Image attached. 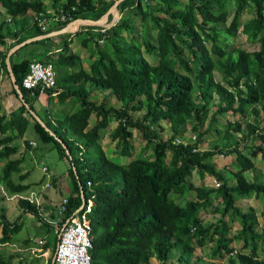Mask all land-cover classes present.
I'll return each mask as SVG.
<instances>
[{"label":"trees","instance_id":"trees-1","mask_svg":"<svg viewBox=\"0 0 264 264\" xmlns=\"http://www.w3.org/2000/svg\"><path fill=\"white\" fill-rule=\"evenodd\" d=\"M58 2L52 0L56 10ZM232 3L235 13L231 25L226 27ZM113 5L114 2L105 0H66L61 10L72 19L97 21ZM0 7L5 10L3 13L0 9V163H5L0 180L12 195H21L30 189L29 185L16 184L12 178L21 173L23 162L16 157L20 145L14 143L24 138L33 121L41 141L52 144L62 159H67V151L70 152L73 165L68 174L74 185L70 211L82 203L81 188L86 189V182L90 180L93 183L97 196L91 214L92 264H200L202 259L195 253L209 243H215L212 257H228V264H264V231L257 230V212L254 208L243 211L237 206L238 199L253 194L264 204V177L248 156L255 149L260 150L264 162V127L258 121L262 116L264 120V0H125L119 9L126 14L105 34L91 32L100 30L98 27L85 28L91 33V37L82 41L85 47L94 40L98 46L100 40L105 43L115 38L114 51L108 55L101 52L99 58L95 55L89 70L83 67L76 70L80 58L70 52L67 35L61 36L63 45L57 48L58 53L53 51L51 38L20 48L10 57L16 82L30 109L54 135L21 103L7 65L13 47L50 33L51 29L42 31L36 20V16L47 15L44 3L41 0H0ZM248 11H253L255 16L243 23L242 17ZM88 14L93 18H87ZM4 15L11 21L4 19ZM137 17L141 18L143 26L141 42L133 31ZM67 23H60L58 29ZM151 25L156 37L151 33ZM28 28H33L32 33H28ZM125 32L133 36L130 45L125 41ZM240 33L245 34L250 43L258 44V49L254 52L229 49L233 46L229 43L231 38ZM9 39L15 43L9 44ZM16 57L21 59L17 61ZM32 61L54 66V86L43 91L41 87L33 91L23 87ZM215 71L222 74V82L216 80ZM5 77L12 86V94L20 101L10 114L1 113V85ZM98 90H102L99 96L108 92L115 97L120 107L108 105L107 101L96 102L92 95ZM214 94L219 104L215 105L209 128L203 131ZM43 95L49 104L58 99L59 103L79 108L60 120L43 105L45 118H42L35 104H40ZM249 107L255 122L258 121L256 124L246 121L245 132L240 121L228 122L223 126L224 139L216 142L213 150L195 151L202 138L210 133V125L218 121L217 116L242 117ZM135 112H142V119H135L132 115ZM92 117L95 123L90 128ZM112 119L117 121V126L111 138L117 146L121 145L122 156H133V130H141L146 140L145 149L151 147L152 155L142 153L126 165L110 159L100 142ZM164 122L169 123L173 132L166 141L162 136ZM187 130L198 133L196 145L174 144ZM233 132L244 133V140L252 141L253 145L246 142L242 151L235 145ZM257 140L261 145L255 147ZM25 142L29 146L28 141ZM169 151L173 152L170 159ZM217 152L234 155L237 159L239 168L231 172V178L235 179L233 185H230V177L218 171L213 162ZM195 172L201 178L206 174L215 177L221 182L220 187L194 186L190 178ZM247 172L255 173L252 181L246 177ZM21 179L23 182L26 176ZM189 190L197 193V199L179 203L172 198ZM218 197L221 205L215 210L220 213L219 217L216 223H205L201 211L213 206L212 198ZM19 204L25 213L42 220L38 205L24 199H19ZM261 215L264 218V208ZM235 221H239L241 229L231 236L230 223ZM21 228V224L11 223L3 213L0 245L12 243ZM56 240L57 236L54 243ZM234 242L241 243L246 253H238ZM29 243L30 240L26 241ZM48 248L49 242L45 245V249ZM13 260L14 255L0 253V264H12Z\"/></svg>","mask_w":264,"mask_h":264},{"label":"rangeland","instance_id":"rangeland-1","mask_svg":"<svg viewBox=\"0 0 264 264\" xmlns=\"http://www.w3.org/2000/svg\"><path fill=\"white\" fill-rule=\"evenodd\" d=\"M31 1V0H29ZM44 3V8L48 7V5H52V0H41ZM108 1H114V0H108ZM120 2V0H118ZM66 3V0H59L57 4L58 10L62 7L63 4ZM231 15L227 21L226 27L231 25V22L233 20V16L235 13V6L232 3L231 4ZM47 10V9H46ZM57 14L56 9H48ZM114 14H117L116 11L112 10ZM126 14V12H125ZM124 14V15H125ZM164 16V15H162ZM255 14L253 11H248L243 17L242 22L245 23L249 20H251ZM4 19H7V15L2 16ZM87 18L92 19L93 15L88 14L86 16ZM117 18H119V15L117 14ZM122 18V17H121ZM20 19V18H19ZM134 29L133 31L138 36L139 41H142V34L141 31L143 30V26L141 23V18L137 17L134 19ZM47 23L44 24L45 27H47ZM86 27V26H84ZM83 27V29H84ZM151 33L154 37H156V30L151 25ZM69 31L71 30L70 27H68ZM88 28V27H87ZM138 28V30H137ZM242 30V27L240 28ZM75 35V34H74ZM71 36V35H70ZM69 37V36H68ZM125 41L129 43L132 40L131 33L124 34ZM62 38V37H61ZM62 39H58L57 43H61ZM68 39V38H67ZM82 38H79L75 35L74 41L76 43L75 46H71V52L79 54H82V51L84 53L82 56L85 60H82L80 64L88 67L90 65L89 61H91V58L88 60V56L91 54V57L93 55H96V58H99L101 56V52L103 54L108 55L109 53H112L114 51L112 43H115V38L112 40H106L104 44H99L97 46V42L94 40L91 44H89V47H85L82 45ZM71 43V42H70ZM229 43H232V47L229 49H232L235 47L236 49H243L247 50L249 52H254L258 49V44H252L247 40V36L243 33H240L236 38H231ZM121 44H124L121 42ZM120 44V45H121ZM127 45V46H128ZM123 51H126L125 47L123 46ZM145 54L146 51H144ZM39 54V53H37ZM146 58H148L145 55ZM39 58H43V56H40ZM153 58H156L153 56ZM152 58V59H153ZM79 69V68H77ZM180 71L182 73H185L184 69L180 68ZM215 77L217 81L222 82V74L218 71H215ZM200 87V86H199ZM198 87V89H199ZM2 91L4 94H2L1 104L3 105V110L1 113L10 114L11 111L16 109L20 105V101L12 94V86L8 81V78L5 77L2 82ZM102 93V90L95 91L92 96L95 97L96 102L100 101H107L108 105L114 106L115 108L120 107V103L117 102L116 98L111 96L108 92L99 96ZM198 93V92H196ZM106 97V99L104 98ZM194 98L196 100H199L197 95H194ZM42 104H39L37 102L35 104L36 110L39 113V115L42 118H45V113L41 110L42 106L45 105L46 109L50 111L54 116L59 118L60 120H64L65 117L75 111L79 108L77 105L76 107L72 106L71 104H64L59 102H49L46 101V95H43V97L40 100ZM219 104L218 96L214 94V100L210 104V107L208 108V117L206 119L205 125L203 126L202 130L206 131L209 128V124L211 122V118L213 117V113L216 110L215 105ZM251 107L248 108L247 114L245 116H242L245 119H242V117L235 116V117H229V116H217L218 121L214 123L213 125H210V133L207 132V135L202 138L201 143L198 144L197 148L198 151H206V150H213L214 144L216 142L222 141L225 135V131L223 126L226 125L228 122H236L240 121L242 123V127L244 131L246 132V121L249 123H257L259 121L260 125L264 127V120L263 116L258 119V121L255 122V116L251 113ZM135 119H142L143 113L142 112H135L132 114ZM263 115V114H261ZM95 123L94 117H92L90 123ZM117 121L115 119L111 120L109 128L104 131L103 139L101 140V146L105 150L107 156L112 159L114 162L126 165L132 158H137L140 156V154L145 153V155L151 156L153 153V149L150 147L148 149H145L146 140L143 138V135L141 133V130H133L134 139H133V156L127 157L122 156L121 151V145L116 144L111 138V132L116 128ZM165 129L163 136L164 141L171 138L173 135V132L171 131L170 125L167 122H164L162 125ZM156 129V126L154 127ZM219 130V133L216 131ZM234 141H236L235 145L239 147L242 151L245 149V143L247 142L249 145H253L250 140H244V133L236 134ZM198 133H193L189 130L185 131L183 135L178 136L177 138L183 140L187 144L196 145V141L194 137H197ZM238 140V143H237ZM252 140V139H251ZM35 142L36 147L34 148H28L27 142ZM226 143L233 144V142H230L229 140H225ZM242 142V143H239ZM224 143V142H220ZM26 144V145H23ZM14 145H20V152L17 154V158H22L24 161L21 164V173H17L13 175V181L18 184L22 183L25 185H29L30 189L21 194L23 197H30L32 193H35L36 197L39 199V202L41 206L44 205L46 207L45 209L47 212L51 213L50 210H55L57 206L59 205L60 201L62 200L63 196H69L73 192V180L71 176H69V169L71 167L70 163L66 159H62L59 152L53 148L52 144L43 143L40 139V136L37 134L35 130L34 122L32 121L25 133L24 138H20L17 143L15 142ZM260 144L259 140L254 142V146L258 147ZM264 147V145H263ZM225 148V147H223ZM222 148V149H223ZM227 150V149H226ZM246 153H249V151H245ZM173 152L169 151V159L172 157ZM213 162L217 165V170L222 171L226 173V177H230V185L235 183V179L232 177V171H236L239 168V165L237 163V159L234 155L225 156L217 152L216 155H214ZM250 159L254 160L256 163L257 168L260 171V176L262 175L264 177V168H263V160L261 157V151L255 149V152L251 155L248 154ZM4 162L0 163V176L3 175L2 169L4 167ZM44 168L49 169L48 173H45ZM257 175V173H256ZM26 176V179L22 182L21 177ZM255 176V173L247 172L246 177L248 180H253ZM190 182L194 186H198L201 188H218V181L215 177H212L208 174L205 175L204 178H201L197 175L195 172L191 178ZM46 184H50V188H44ZM221 184V183H220ZM8 191L6 185L1 182L0 180V217L4 213L8 220L11 223H19L22 225L21 230L13 236L12 243L10 245L6 246H0V253H4L5 255H14V260L12 264H50L51 255H49V258H36V260H33L34 257H39L41 254L38 253L37 255L31 256L28 254V251L19 252V249H23L24 243L26 240L32 241L31 245L38 246V244L41 240L45 239L47 242L50 243V250L53 249V243L56 237L55 228L52 225H48L44 223L43 220H39L37 216H35L32 213H25V210L20 206L19 204V197L14 196ZM197 193L194 191H187L184 193V195L174 194L172 195V198L175 199L177 202L182 203L184 200H194L197 199ZM213 197V195H212ZM9 198V199H7ZM213 206L209 207L207 210L201 211V217L204 220L205 223H213L217 221V217H219V214L215 208H220V202L221 199L218 198H212ZM40 206V208H41ZM237 206H239L243 211H248L251 208H254L257 212V216L259 218V225L257 226V230L259 233H262L264 231V218L262 217V210L264 208V204L260 198H257L255 194H253L251 197L248 198H240L237 201ZM41 210L42 216L45 219H48V213L46 210ZM228 219V218H227ZM232 227L231 236L235 235V233L241 229V225L239 221L231 222L230 223ZM1 237V234H0ZM34 240H36V243H34ZM215 246V243H209L202 249H197L195 255L197 257H200L202 259L200 264H228L229 259L228 257L225 258H213L212 252L213 248ZM233 247L237 249L238 253H246L242 250L241 243L237 242L233 244Z\"/></svg>","mask_w":264,"mask_h":264},{"label":"built area","instance_id":"built-area-1","mask_svg":"<svg viewBox=\"0 0 264 264\" xmlns=\"http://www.w3.org/2000/svg\"><path fill=\"white\" fill-rule=\"evenodd\" d=\"M65 21L63 11L56 20ZM48 20L43 19L40 26L45 30L44 24ZM55 72L51 66H44L41 63H32L30 72L24 80V86L27 89H33L41 86V91L51 88L55 83ZM179 142V141H178ZM220 184L218 183V186ZM68 199H64L60 216L64 217L67 212ZM93 203L89 202L85 207L76 210L72 216L65 221L61 230V241L55 254V264H92L91 250L93 248L91 238V225L89 214L91 213Z\"/></svg>","mask_w":264,"mask_h":264},{"label":"clouds","instance_id":"clouds-1","mask_svg":"<svg viewBox=\"0 0 264 264\" xmlns=\"http://www.w3.org/2000/svg\"><path fill=\"white\" fill-rule=\"evenodd\" d=\"M123 1H125V0H120V2H123ZM115 5V4H114ZM113 5V6H114ZM112 6V7H113ZM55 9V8H54ZM46 10V9H45ZM55 11H57V14L55 13V12H53V11H50V12H48L47 10H46V14L47 15H39V16H36V20L39 22L38 23V26L40 27V29L42 30V31H47L49 28H47V27H45V30H43V28H42V26H40V24L42 23V21H43V19L44 18H46L47 20H48V22H47V24H49V23H51V22H58V23H65V22H68L67 23V25H65L62 29H64L65 27H69V26H71V25H73V24H75V23H77V22H83V20H89V19H72L71 17H67L66 15H65V12L63 11V13H64V15H65V18H66V20L65 21H61V20H56V18L57 17H59L60 16V14H61V8L59 9V10H55ZM118 11V10H117ZM116 11V12H117ZM117 15V14H116ZM101 18H103V16L101 17ZM100 18V19H101ZM99 19V20H100ZM122 18H118V22L121 20ZM7 20L8 21H11V19L10 18H8L7 17ZM91 21H93V20H91ZM98 21V20H97ZM84 26H86V27H84ZM113 26H115V25H112V26H109L108 24H105V23H103V24H101L100 25V27H98V26H95V25H90V24H88V23H86V24H81L79 27H78V29H76L75 31H69L68 33H65V34H62V35H67V36H69V37H71V38H69L68 40L69 41H71L72 40V38H73V36H75V35H77V33H79L81 30H82V28L84 27V29L85 28H87V27H98V28H100V30L98 29V31H100L101 33H103V34H105L106 32H107V30L109 29V28H112ZM61 29V30H62ZM60 31V30H59ZM83 31V30H82ZM75 34V35H74ZM47 35V34H46ZM71 35V36H70ZM43 36H45V35H43ZM40 37V36H39ZM36 38V37H35ZM29 40V39H28ZM27 41V40H26ZM35 42V41H34ZM103 40H100L99 41V43L100 44H103ZM33 43V42H32ZM22 44V43H21ZM31 44V43H30ZM27 45H29V44H27ZM18 46V45H17ZM26 46V45H25ZM16 47V46H15ZM15 47H13V48H15ZM24 47V46H23ZM12 48V49H13ZM22 48V47H21ZM54 53V52H53ZM49 54H52V52H50ZM10 59V58H9ZM11 63V62H10ZM32 63H41V64H43L44 66H51L52 67V69H53V71L55 72V68H54V66L53 65H51V64H48V65H46V64H44V63H42V62H39V61H32L31 62V64ZM30 64V65H31ZM9 70V69H8ZM29 72H30V69H29ZM10 73V72H9ZM29 74V73H28ZM27 74V75H28ZM55 75H56V72H55ZM27 77V76H26ZM10 78H11V76H10ZM25 80V79H24ZM11 82H12V80H11ZM23 83H24V81H23ZM12 85H13V83H12ZM14 87V86H13ZM23 87L25 88V86H24V84H23ZM39 87H41V86H38V87H36V88H33V89H27V88H25L26 90H29V91H33V90H36V89H38ZM40 91H41V89H40ZM20 100V99H19ZM22 103V102H21ZM36 113V112H35ZM41 119V118H40ZM42 120V119H41ZM43 121V120H42ZM44 122V121H43ZM45 124V123H44ZM91 124V123H90ZM51 132V131H50ZM53 133V132H52ZM54 134V133H53ZM195 138V140H197V137H194ZM59 139V138H58ZM60 140V139H59ZM179 141V142H178ZM174 144H176V145H189V144H187V143H185L183 140H181V139H179V138H176L175 139V141H174ZM23 145H26V144H23ZM65 145V144H64ZM63 145V146H64ZM191 145V144H190ZM66 146V145H65ZM34 148V147H36V143L35 142H29V146H28V148ZM67 147V146H66ZM65 148V147H64ZM66 149V148H65ZM67 150V149H66ZM195 151H198V150H195ZM67 155H68V158L66 159L69 163H70V165H71V167H72V165L73 164H71V158H70V152L69 151H67ZM70 167V168H71ZM44 171H45V173H48V169L47 168H44ZM219 183V182H218ZM221 183V182H220ZM219 183V184H220ZM221 185V184H220ZM220 185L218 186V188L220 187ZM51 187V185L50 184H46L45 186H44V188H50ZM86 189L83 187V188H81V190H80V194H81V199H82V203H81V205L79 206V207H76V208H73L71 211H70V209H69V207H70V195L69 196H63L62 197V200L60 201V203H59V205L57 206V208L55 209V210H50L51 211V213H48L47 212V210H46V212L48 213V219H45L44 220V218H42V220L44 221V223H46V224H48V225H52V226H54V228H55V233H56V236H57V240L55 241V243L53 244L54 246H53V249L52 250H50V248H48V249H45V245L47 244V241L45 240V239H43V240H41L39 243H36V240L34 241V243H36V244H38L39 245V247L38 246H33V245H31V246H29V247H27V248H25V249H19V252H23V251H28L29 253L28 254H30L31 256H33V255H37L38 253H40L41 255L39 256V257H34V258H45V259H47V258H49V255H51V253H52V255H51V264H55V262H54V260H55V254H56V252H57V248H58V245H59V243H60V241H61V230H62V228H63V225L65 224V221H67L71 216H72V214L76 211V210H78V209H80L81 207H85L86 205H88V203L89 202H92L93 203V207H92V210H91V213L89 214V220H90V225H91V238H92V243H93V235H92V231H93V228H92V219H91V214H92V212H93V208H94V206L96 205V196H97V194H96V191H95V189H94V187H93V183H92V181L90 180V181H88V182H86ZM14 196H18L19 197V199H24V200H28V201H30L32 204H36V205H38L39 207L41 206V204H40V202H39V199L36 197V195H35V193H32V195L30 196V197H23V196H21V195H13L12 197H14ZM7 199H9V198H7ZM64 199H68V201H69V204L67 205V212H65L64 213V217H62V216H60V214H59V212H60V210H61V206H62V203H63V200ZM42 207V206H41ZM40 211H41V208H40ZM42 211H44V210H42ZM41 214H42V212H41ZM43 217V216H42ZM41 221V220H40ZM26 241H28V240H26ZM25 241V242H26ZM31 243H32V241H31ZM31 243H29V244H27V245H30ZM6 245H10V243L9 244H6ZM6 245H0V246H6ZM93 249V248H92ZM92 251V250H91ZM91 257H92V255H91ZM13 262V261H12Z\"/></svg>","mask_w":264,"mask_h":264},{"label":"crops","instance_id":"crops-1","mask_svg":"<svg viewBox=\"0 0 264 264\" xmlns=\"http://www.w3.org/2000/svg\"><path fill=\"white\" fill-rule=\"evenodd\" d=\"M95 2L97 1V0H94ZM106 2H108V3H112V2H114V4H118L117 5V14L119 15V17L121 18V17H123L124 16V14H125V12H122L120 9H119V5L122 3V2H120V3H118V0H114V1H108V0H105ZM112 8V7H111ZM111 8L103 15V17H105L104 19H106L105 20V24H108L109 26H112V25H116L117 23H118V18H117V15L116 14H114V12L111 10ZM0 9H1V11L4 13V8H2V7H0ZM45 9H47V11L48 12H50L51 10H48V9H54L53 8V6L51 5H48V7H45ZM59 24L60 23H58V22H51V23H49L48 25H47V28H49V29H51L50 30V33H48L47 35H49V34H51V37H47V38H51V43H52V48L54 49L53 51H55V53H58V52H60V50H58L57 48H59V47H61L62 45H63V40L61 41V43H57L58 42V39L60 38V39H62L61 38V36L62 35H56V32H58L59 31V29H58V26H59ZM98 27H100V26H98ZM33 29V28H32ZM32 29L31 28H28V33H32ZM82 30H83V32H85L84 34H80L79 35V38H82V39H85L86 37L87 38H89V37H91V33H90V31H87L86 29H83L82 28ZM82 30L80 31V32H82ZM94 31H96V32H98V30L97 29H95V30H93V31H91V32H94ZM74 37L75 36H73V38H72V40L70 41L71 43H70V45H69V48H71V46H75L76 45V43H75V41H74ZM78 37V36H77ZM33 38H35V37H33ZM69 38H71V37H69ZM68 38V39H69ZM30 39H32V38H30ZM46 39V38H45ZM81 41H83V40H81ZM8 43L9 44H13V43H15V40H12V39H9L8 40ZM104 44V43H103ZM89 47V46H88ZM32 48L34 49V48H36L35 46H32ZM70 52H71V49H70ZM84 53V51H82V54ZM76 54V53H75ZM82 54H79L78 52H77V56H79V58H80V61H79V63H78V65H77V67H76V70H77V68H84L85 70H89L90 69V65L93 63V61L96 59L95 58V55H93L92 57H91V54L88 56V60H89V58H91V61H89V63H90V65H88V67L86 68V66H85V64L84 65H82V64H80L81 62H82V60H85L84 59V57L82 56ZM21 58L20 57H16V60L18 61V60H20ZM71 70H73V69H71ZM1 90H2V85H1ZM2 94H4V92L2 91ZM55 101V103L56 102H58V99H55L54 100ZM40 104H42V102H40ZM94 124V123H93ZM92 123L90 124V128L92 127V125H93ZM24 161V160H23ZM21 167V166H20ZM48 171H49V169H48ZM44 205L41 207V210H44ZM49 213V212H48ZM35 241V240H34ZM29 246H31V244L30 245H27L26 244V242L24 243V247H23V249H25V248H27V247H29ZM33 260H36V258H32Z\"/></svg>","mask_w":264,"mask_h":264},{"label":"water","instance_id":"water-1","mask_svg":"<svg viewBox=\"0 0 264 264\" xmlns=\"http://www.w3.org/2000/svg\"><path fill=\"white\" fill-rule=\"evenodd\" d=\"M122 1V0H121ZM118 3H120V2H118ZM117 5L118 4H115L112 8H111V10H114V11H117ZM105 17H103V18H101L100 20H98V21H91V20H83V22L85 21V22H87L88 24H90V25H95V26H100L101 24H102V22L104 21V20H106V19H104ZM69 32V30H68V27H65L64 29H62V30H60V31H58V32H56V35H62V34H65V33H68ZM47 37H51V34H49V35H45V36H40V37H36V38H32V39H29V40H27V41H25V42H23L22 44H20V45H18V46H16L15 48H13V49H11L10 50V52H9V54H8V57H7V65H8V69H9V72H10V76H11V80H12V83H13V86H14V89L16 90V92H17V94H18V96H19V99H20V101L22 102V104L28 109V111H29V113L44 127V128H46V130L47 131H49L50 132V130L46 127V125L44 124V122L40 119V117L34 112V111H32L31 109H30V107H29V105H28V103L26 102V100H25V98H24V96H23V94H22V91H21V89H20V87H19V85L17 84V82H16V78H15V76H14V73H13V70H12V66H11V63H10V57L17 51V50H19L21 47H23V46H25V45H27V44H30V43H32V42H34V41H38V40H42V39H45V38H47ZM51 133V135H54L52 132H50ZM58 139V138H57ZM59 140V139H58ZM62 144L64 145V143L62 142ZM64 147L67 149V147L64 145Z\"/></svg>","mask_w":264,"mask_h":264},{"label":"bare ground","instance_id":"bare-ground-1","mask_svg":"<svg viewBox=\"0 0 264 264\" xmlns=\"http://www.w3.org/2000/svg\"><path fill=\"white\" fill-rule=\"evenodd\" d=\"M105 22V20L102 22V24ZM87 22H77L71 26H69L71 28L70 31H75L76 29H78V27L81 25V24H86ZM69 29V28H68Z\"/></svg>","mask_w":264,"mask_h":264}]
</instances>
